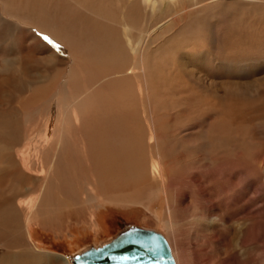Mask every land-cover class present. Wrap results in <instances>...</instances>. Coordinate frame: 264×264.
Listing matches in <instances>:
<instances>
[{"label": "rangeland", "instance_id": "obj_1", "mask_svg": "<svg viewBox=\"0 0 264 264\" xmlns=\"http://www.w3.org/2000/svg\"><path fill=\"white\" fill-rule=\"evenodd\" d=\"M89 1L37 0L28 20L0 1V76L29 82L0 95L19 133L0 140V176L25 222L0 235V262L71 264L138 228L167 239L177 264H264V0L135 2L152 34L135 71L93 40L122 33L110 19L123 9Z\"/></svg>", "mask_w": 264, "mask_h": 264}, {"label": "bare ground", "instance_id": "obj_2", "mask_svg": "<svg viewBox=\"0 0 264 264\" xmlns=\"http://www.w3.org/2000/svg\"><path fill=\"white\" fill-rule=\"evenodd\" d=\"M0 1L3 3L4 10L8 11L13 16L18 17L19 19H27V20H28V18H27V15L25 13L30 12V8L32 9L34 7V5L38 4L37 0H30L29 3H28L29 9H26V8L23 7L24 6V2H26V1L20 0V2H22V4H21L22 7H16V4H17L16 0H0ZM116 1L118 2V4L123 9V13L125 14V17L122 18L118 14H116L115 16H112L110 20L115 22L116 25H119L121 23V25H122V33L121 34H117L116 29L111 28L110 26L107 25L104 28V34H103V29L100 27V29H102V35H96L93 40L95 41V43L97 42L98 46H99V44L101 45L100 46L101 50H103L104 48H107V49L111 50V56L115 57L116 61H119V59H122L120 62L124 63L123 65H127L126 63H128L129 61H132V62H130L131 65H132L131 68L133 69V71H135V70L140 68V63H141V60L143 58V54L145 53V50H146L145 47H143V45L147 43V38H151L152 34H151V28L148 29V30H143V31L139 30V28H138L139 21L135 19V16L133 15L134 13H132L133 11L130 10V9L133 7L134 3L136 2V3L140 4L141 8H145L146 11H149V10L156 11L158 9V4L160 2L164 3V0H160V1L159 0H116ZM79 2H81V1H79ZM92 2H93V6H94V2L95 1H92ZM45 5L47 7V4H45ZM86 5L88 7L90 6V1L89 0H86ZM34 8H36V7H34ZM45 10L47 11L46 8H45ZM119 10L120 9H117L116 12H118ZM89 11H91L92 13L94 12L95 13L94 15H96L97 13L100 12L99 9L96 6L93 7L92 10L89 9ZM36 18H37V16H36ZM30 19H31V17H30ZM87 21H88L87 23H89L90 25L94 24V19L92 20V19L88 18ZM166 24H167V22H166ZM161 29H163V27H161ZM116 34H117V36H116ZM114 36H116V37H114ZM117 39H121L120 46L118 48H117V43H116ZM96 48L97 47H95V49ZM97 57H98V55H97ZM5 71H6V75L4 74V75L0 76V89H1L0 95L3 94L6 91L9 94L8 98H10L11 94L14 92V91L12 92V89L18 90L21 87L25 88L26 86L29 85V82L27 80L24 83L25 77H22L21 79L19 78L17 80V78L15 77L17 74L13 75V74L9 73L10 70H8V72H7V69H5ZM14 73H16V72H14ZM26 73L27 72L24 73V71H20L19 72V74H21V75H25ZM3 97H5V96H3ZM3 97L0 100V105H1V103L5 102L3 100ZM13 119L14 118H13L11 113L7 112L6 110L4 111L3 109L0 110V140H2V139L4 140V138H6V137H7L6 139H8V138H17V135L19 133H18L17 128L16 129L14 128V126L16 125V122ZM47 122H49V121H47ZM65 122H66V119H61L60 124H65ZM61 129H62V127H61ZM2 130H5L7 132H3L2 133ZM53 133H54V131L49 133V135L51 136V135H53ZM66 141L67 140L65 138L61 137L60 140H59V143H55V144H57L59 146L67 145ZM154 141H155V138L152 135L151 138H150V142L149 143L153 144ZM54 142H55V140L52 141V140H50L48 138L46 140V142H44L46 144H45V148H44L43 152L44 153L45 152L46 153L47 152L48 153H50V152L53 153V151H54L53 150L54 149L53 143ZM2 143L3 142L0 141V152H5V151L9 152L10 151L9 147L2 146V145H4ZM51 155H53V154H51ZM123 155H126V157L130 156V155H127V153H124ZM60 159H61V157H60V155L58 153L55 156H53V164H52L50 170L48 169L50 167L47 168L46 167L47 165L45 164L46 165L45 167L48 170L46 172L53 171L52 169L54 168L55 165L58 166V164H61L62 161L58 163V161ZM127 159H130V158L128 157ZM153 159L154 158H151V160H153ZM127 161H129V160H127ZM127 161H125V162H127ZM8 162H9L8 164L11 166L10 168H13L14 161L11 158V156L9 157V161ZM50 162H51V160H50ZM28 163L29 162H27V164ZM158 165H159L158 162L156 160H153L152 168H153V171H154V175H153L154 178L156 176ZM29 169H30V167H29ZM55 169H56V166H55ZM134 170H138V174L139 175H142V174L144 175L146 169L145 168L144 169L143 168H140V169L138 168V169H134ZM5 171H6L5 168H3L1 166L0 167V173L1 172H5ZM16 175H17L16 172H14L11 175L12 177H14V179L12 181L22 180L23 177H24V175H22V176L20 175L19 178H18V177H16ZM5 182H6L5 179H3L0 176V233H1L0 235L4 236L5 234L10 233L12 236H14V235L17 234V231L19 230L20 225H23V227H25V222L20 223L19 217L17 215L18 213H17L16 206L19 207V208H22L21 202L20 201L16 202V206H15V203H14L15 201L13 200V198H12V200L8 199L7 196L5 195L6 192L3 190V185H4ZM52 185H53V183L50 184L48 187H51ZM41 188H42L41 190H40V188L39 189L36 188L35 192L32 191L36 195V197L34 198V199H36L35 202H34L36 204H37V200L38 199L44 201V203H45L46 194L48 193L47 191H49L47 188H45L46 190H43V187H41ZM35 206L32 207L31 210H34ZM26 227L28 228V231L31 232L32 225H30V223H27ZM194 237H196V236H194ZM0 240H4V241L1 242L2 245H4L6 243L5 242V238H0ZM166 241H167V243H168V245L170 247L172 258H173L175 264H177L175 258L178 259V256H176L174 258L171 246H170V244H169L167 239H166ZM6 245H9V244L6 243ZM192 252H194V251H192ZM194 253L196 255H198L197 251H195ZM46 258H48V260L46 259L47 261L45 263L46 264H51L49 261L52 260V257H46ZM62 260H63V262L65 264H68V262L65 259H62ZM178 262L180 264L179 260H178ZM0 264H7V263L6 262H2V263L0 262ZM71 264H74V262L71 263ZM204 264H209L208 258H206L204 260Z\"/></svg>", "mask_w": 264, "mask_h": 264}, {"label": "water", "instance_id": "obj_3", "mask_svg": "<svg viewBox=\"0 0 264 264\" xmlns=\"http://www.w3.org/2000/svg\"><path fill=\"white\" fill-rule=\"evenodd\" d=\"M129 239L140 242L129 243L127 242ZM74 264H175V262L170 247L162 235L131 228L112 243L78 257Z\"/></svg>", "mask_w": 264, "mask_h": 264}, {"label": "snow or ice", "instance_id": "obj_4", "mask_svg": "<svg viewBox=\"0 0 264 264\" xmlns=\"http://www.w3.org/2000/svg\"><path fill=\"white\" fill-rule=\"evenodd\" d=\"M45 39H47V37H45ZM128 235H130V234H128ZM127 242H129V243H139L140 241L129 239ZM125 259H126V257H125Z\"/></svg>", "mask_w": 264, "mask_h": 264}]
</instances>
